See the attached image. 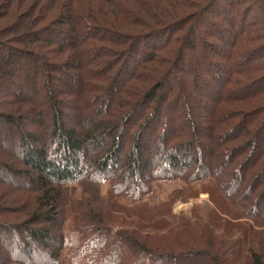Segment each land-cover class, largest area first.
Masks as SVG:
<instances>
[{"label":"trees","instance_id":"16d2710c","mask_svg":"<svg viewBox=\"0 0 264 264\" xmlns=\"http://www.w3.org/2000/svg\"><path fill=\"white\" fill-rule=\"evenodd\" d=\"M220 2L228 9L216 13ZM256 10L260 17L251 16ZM263 21L264 0H0V35L6 30L23 48L0 44L6 51L0 56V80L15 78L28 93H9L12 108L7 113L0 108V186L19 194V205L4 208L13 196L0 191V217L10 213L24 220L14 224L21 220L3 218L0 247L7 257H0V264H264L263 239L253 227L264 229V195L254 198L264 186ZM220 42L222 53L216 47ZM207 50L226 66L218 69ZM15 59L31 62L24 78L14 77L10 63ZM194 66L204 68L194 80L205 86L204 94L208 78L219 88L205 120L193 121L192 105L201 103L183 97V74L189 81ZM70 67L80 88L61 98L54 76ZM91 74L110 86L94 91L105 94L101 99L85 102L95 115L81 123L77 114L72 121L73 105L86 115L81 104L92 93ZM178 113L184 131L167 115ZM200 139L214 143L213 149ZM156 149L163 160L153 157ZM201 152L211 158L206 167ZM160 163L162 173H152ZM162 176L206 192L216 208L202 227L222 222L217 212L227 218L223 227L230 226L224 234L238 231L241 241L217 239L183 217L175 223L172 199L161 202L165 212L147 217L133 231L112 234L95 229V223L85 227L72 214L67 234L59 233L69 186L106 183L112 206L132 199L149 209L140 204L154 193L147 183ZM100 214L92 216L102 225Z\"/></svg>","mask_w":264,"mask_h":264},{"label":"rangeland","instance_id":"374dc122","mask_svg":"<svg viewBox=\"0 0 264 264\" xmlns=\"http://www.w3.org/2000/svg\"><path fill=\"white\" fill-rule=\"evenodd\" d=\"M218 8L217 11H221V9H228L227 4L220 2L218 4ZM236 9V7H235ZM230 10V9H229ZM261 13H259L257 10L254 11L251 16L254 17H260ZM233 15V14H232ZM263 19V18H262ZM262 24H264V21L262 22ZM222 28L229 30V28L227 27H223L222 25H220ZM57 29V28H56ZM2 35H0V44L10 47V48H19L21 49L22 47L19 45H16L14 42V39L11 37V35H9L10 33H6V30L4 32L1 33ZM3 34H6V36L4 37ZM230 34V31H229ZM9 35V36H7ZM66 40L63 39L62 42H65ZM68 41V40H67ZM155 41V39L153 40ZM152 41V42H153ZM151 42V41H150ZM151 44L152 45H160V43H156L153 42ZM66 44V43H65ZM0 45V56H4L6 54V51L3 49V46ZM140 48H142V46H139ZM216 47L218 48L217 50L219 51V53H222L224 51H222V43H218L216 44ZM150 47H148V52H150L149 50ZM23 49V48H22ZM143 49V48H142ZM204 54L206 56H208V59H212L214 62H216L218 65V69H221V67H225L226 65H224L223 63L220 62V60L212 55L211 53H209V51L207 50L206 52H204ZM140 56L137 55L135 57V61L139 60ZM31 62H19L17 61V59L13 60L12 63H10L12 66H14V77L20 76L22 78H24L27 75V71L25 70L28 66V64L30 65ZM9 64V65H10ZM10 65V66H11ZM204 66V65H203ZM228 66V65H227ZM188 67V66H187ZM182 68L183 71H185L187 74H189L188 72V68ZM67 70L63 72L62 75H55L54 77L56 78L57 82L55 83V87L57 88V90H60V94H61V98H66L67 96H69L68 94H72V93H76V91H78V89L80 88V81L79 78L77 76L76 70L74 68H66ZM195 69V73H196V77H193L194 72L192 73V76L189 77L187 80L191 81V83H189V81H186V77L183 74V81H184V85L186 90V94H184L185 96L183 97H187V100L190 102V98L191 96H194L196 98L197 102H200L201 105L200 107H198L197 105H192L193 109L191 112V115L193 116V121H196V119H207L210 111L213 109V104L212 99H213V94L216 91H219L218 85L216 84L215 81H213V79L208 78L206 80H208V83L210 86L209 90L207 89V94H204L203 92H205L203 89H205V86H203L201 83L200 84H196V81L199 77H202V72H204V68L201 66H194ZM22 70V71H21ZM93 72V71H92ZM91 72V73H92ZM22 74V75H21ZM91 92L92 93H88L86 95L85 99H82V104L81 107H83L82 109H86V115L85 113H79V108L80 106L73 105V111L72 112H68V116L72 117V121H76L75 118L77 117V114H80L81 117V123L85 122L89 117H91L93 111L88 110V107H84L85 102L88 103L89 105H91V102H93V99L96 96H99L98 98H102L105 94L104 93H94V91H97L99 89H103V90H107V86L106 82L99 76L95 75V74H91ZM196 80V81H194ZM0 108L2 111H5L6 113L8 112V110H10L9 108H12L11 105L13 106V102L14 99L12 97H9V95L13 92H19L20 95L25 96L26 94V84L22 85V82L18 81L15 78H12L10 80H4L1 79L0 80ZM188 92V93H187ZM10 93V94H9ZM209 95V96H207ZM226 95V93L224 94ZM174 96V95H173ZM176 98V96L172 97L171 102L174 101V99ZM13 99V100H12ZM75 99V97H74ZM72 99V100H74ZM86 100V101H85ZM38 101V99H37ZM170 102V103H171ZM8 107H6L7 105ZM183 104H185L183 102ZM180 103H177L175 105V109L178 111V109L180 108ZM232 108V106H230ZM6 109V110H5ZM92 114V115H91ZM152 114V112L150 113V115ZM88 115V116H87ZM167 115H171L170 118H172L171 123H173V127L178 130V131H184L183 129V119H182V114L178 113V114H167ZM167 117V116H164ZM179 117H181L179 119ZM223 117V116H222ZM175 130V131H176ZM38 135V134H37ZM202 144H204V146L208 147L209 149H213L214 147V143H211L210 141H207L205 139H200ZM186 146L188 145V143H185ZM157 150V149H156ZM158 152L159 150H157V152L153 155V157L155 159H157L158 161L163 160L162 156L159 157L158 156ZM126 153V152H125ZM124 153V155H125ZM202 153V152H201ZM198 155V154H197ZM204 160H205V167L206 164L208 165L211 162V158L209 156L206 155L205 152L202 153ZM196 156V155H195ZM245 157H241V159H244ZM161 163L160 166L156 165L153 168L152 173H162L161 170ZM197 168V165H194L193 168V172L195 171V169ZM161 170V171H160ZM257 171V170H256ZM259 171V169H258ZM7 178L10 179H15L14 181H16L17 183H24L26 182L25 179L22 178H12L9 174L5 173L4 174ZM150 176V175H148ZM147 184H149V187L151 186L153 188L154 193L148 197H144V203H140L143 205H147L148 208H145L142 210L140 205H134V203H132V199L131 200H119V203L114 201L116 204L112 206L113 204V199H111V197L108 195V190H109V186L108 184H102L100 187L93 185V183H89V182H85L83 185L81 186H69V188H67V190L63 193V195L65 196V213H66V220H64V229H62L59 233H64L67 234L66 231H68L69 229V224L72 222L70 221V215L73 214L74 217H77L83 224L85 227L90 226L92 223H95V229H99L102 230L104 232L111 231L112 234H114V231H133L137 226H139V223L142 222L144 219L151 218V216H155L158 212H165V208L164 206H161V202H166L167 200L172 199V203L170 204L169 208H170V213H171V218H173L172 221H174L175 223L180 221V218L183 217V219H188L189 222L194 225V224H198L200 227H202L203 224L208 223V218H209V211L210 212H215V206L212 204V202L210 201V197L208 196V194L205 193H195L194 190L198 187H193L190 188L188 185H184V183H182L181 179L179 178H174L172 180L170 179H165V177H159L157 180L155 181H150ZM263 190H264V186L262 185V187H260L256 194L254 195V198H256V196H258L259 194H263ZM0 191L2 193H8L10 195H12L13 197H9L10 199H12L10 201V199H6V204H4V208H9V207H15L16 205H19V203H16V196L18 197L19 194H17V191L15 188H9L7 186H0ZM169 197V198H167ZM116 200V199H115ZM103 201V202H101ZM118 201V200H117ZM243 203V202H242ZM241 203V204H242ZM118 204V205H117ZM136 204V202H135ZM244 205H246V203H243ZM242 204V206H244ZM109 206V207H108ZM139 209V210H138ZM148 209V210H147ZM88 210H94V212H92L91 214H87ZM101 210H103V212L107 211L106 215H101L99 212ZM99 211V212H98ZM149 211V212H148ZM98 214H100V216H102L104 218L102 225L101 223H98L97 221L94 220V217H97ZM216 214L221 217V219L223 220L222 222H218L217 224L215 223H211L212 226L206 224V228L202 227L200 228L205 234H210L214 237H216L217 239H227L230 238L231 240H238L241 241V236L239 234L238 231L235 230H230L231 232H229L228 234H231L232 236H228L226 234H224L225 230L229 231V227L224 228L223 227V222L227 221L225 216H221L219 215V213L216 212ZM93 215V216H92ZM262 215V214H261ZM61 217V216H60ZM59 217V218H60ZM264 217V214H263ZM3 218L6 219H10V220H21V221H17L14 224H21L24 222L22 216H19L17 218H14V215H10L7 214L6 217H0V224L3 223L2 220H4ZM20 218V219H19ZM76 218V219H77ZM259 219V218H258ZM168 220V219H167ZM209 220H211L209 218ZM216 220V219H215ZM258 221V220H257ZM260 221V219H259ZM225 223V222H224ZM7 224V223H4ZM232 224V223H231ZM92 226V227H94ZM235 226H237L235 224ZM259 226V225H258ZM257 226V223H253V227L255 228V230H257V237H259V239H263L261 240V242L264 244V229L259 228ZM99 227V228H97ZM110 232V233H111ZM181 232H183V229L181 230ZM58 233V234H59ZM57 234V233H56ZM207 239V238H205ZM156 240V239H155ZM157 240H159L161 245H165L166 243L164 242V240H162L161 237H158ZM184 242L187 244H193L190 243L189 240L187 238L184 237ZM229 240V239H228ZM22 241V240H21ZM172 241L174 242V238L170 237L169 243L172 244ZM191 241V240H190ZM230 241V240H229ZM100 241H97V243H99ZM181 246H184L186 244L183 245V241L180 242ZM180 243H177L178 245ZM177 244H174L175 247H177L178 249H182L180 247L177 246ZM196 245V244H195ZM37 246H39L37 244ZM192 247V246H190ZM40 249V247H38ZM65 254V253H63ZM125 255H122V257L124 258ZM0 257H7V253L6 251H4L3 249H1L0 247ZM138 257L135 256L133 258V260H136ZM126 260V259H125ZM148 262L145 261V264H153L152 261L147 260ZM133 262V261H132ZM137 261H134L133 263H135ZM157 264H161V263H157ZM163 264V263H162Z\"/></svg>","mask_w":264,"mask_h":264}]
</instances>
